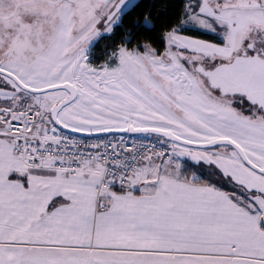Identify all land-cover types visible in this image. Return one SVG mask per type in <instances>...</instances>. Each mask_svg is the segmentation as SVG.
<instances>
[{"label": "snow or ice", "instance_id": "6c2138e0", "mask_svg": "<svg viewBox=\"0 0 264 264\" xmlns=\"http://www.w3.org/2000/svg\"><path fill=\"white\" fill-rule=\"evenodd\" d=\"M140 4L0 0V264H264V0Z\"/></svg>", "mask_w": 264, "mask_h": 264}, {"label": "trees", "instance_id": "16d2710c", "mask_svg": "<svg viewBox=\"0 0 264 264\" xmlns=\"http://www.w3.org/2000/svg\"><path fill=\"white\" fill-rule=\"evenodd\" d=\"M183 0H141L140 7L135 9L125 21L124 27L130 29L132 27V17L140 18L146 11L152 10L155 13H167V18H174L182 7ZM153 5L155 8L153 9ZM165 21V17H161V22ZM111 43L109 40L101 41L102 45Z\"/></svg>", "mask_w": 264, "mask_h": 264}, {"label": "built area", "instance_id": "2783aa9c", "mask_svg": "<svg viewBox=\"0 0 264 264\" xmlns=\"http://www.w3.org/2000/svg\"><path fill=\"white\" fill-rule=\"evenodd\" d=\"M121 135H124L129 140L135 139L137 141L144 140L145 143L148 142V138L145 136V134H101L93 137H85V139H88L90 142H95L97 139L102 141H116Z\"/></svg>", "mask_w": 264, "mask_h": 264}, {"label": "water", "instance_id": "95a60500", "mask_svg": "<svg viewBox=\"0 0 264 264\" xmlns=\"http://www.w3.org/2000/svg\"><path fill=\"white\" fill-rule=\"evenodd\" d=\"M101 134H113V133H101ZM101 134H98V135H101Z\"/></svg>", "mask_w": 264, "mask_h": 264}]
</instances>
